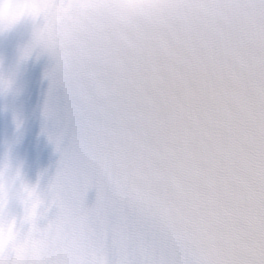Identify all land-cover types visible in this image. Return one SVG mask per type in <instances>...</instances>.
<instances>
[{"label":"snow or ice","instance_id":"1","mask_svg":"<svg viewBox=\"0 0 264 264\" xmlns=\"http://www.w3.org/2000/svg\"><path fill=\"white\" fill-rule=\"evenodd\" d=\"M50 59L48 182L78 245L102 264H264V0H91Z\"/></svg>","mask_w":264,"mask_h":264},{"label":"clouds","instance_id":"2","mask_svg":"<svg viewBox=\"0 0 264 264\" xmlns=\"http://www.w3.org/2000/svg\"><path fill=\"white\" fill-rule=\"evenodd\" d=\"M90 2L0 0V36L27 26L30 37L23 50L55 56ZM102 2L116 11H130L150 0ZM10 83L9 75L0 70V91ZM78 227L52 184L28 181L8 151L0 155V264H102L101 255L77 244Z\"/></svg>","mask_w":264,"mask_h":264}]
</instances>
